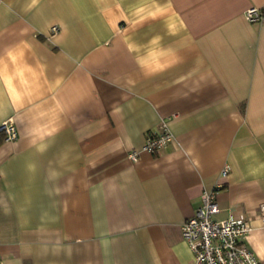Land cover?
<instances>
[{"label": "crops", "instance_id": "obj_1", "mask_svg": "<svg viewBox=\"0 0 264 264\" xmlns=\"http://www.w3.org/2000/svg\"><path fill=\"white\" fill-rule=\"evenodd\" d=\"M252 8L264 16V0H0V125L17 132L0 144L1 264H194L182 226L218 187L216 219H248L264 264Z\"/></svg>", "mask_w": 264, "mask_h": 264}, {"label": "built area", "instance_id": "obj_2", "mask_svg": "<svg viewBox=\"0 0 264 264\" xmlns=\"http://www.w3.org/2000/svg\"><path fill=\"white\" fill-rule=\"evenodd\" d=\"M246 19L250 23H262L264 16L261 10L252 8L246 12ZM52 30L54 33L58 31L57 27ZM0 133L5 135L6 142L17 138L12 121L2 123ZM172 140V133L163 123L158 133L147 135L144 151L158 155ZM130 157L137 161L138 154L132 152ZM228 173L229 167H226L222 177H227ZM220 188L204 192L202 205L182 226L183 240L193 253L194 264H261L246 243V238L252 231L248 219L235 215L227 220L216 219L221 211L217 200ZM259 210L264 221V203L260 205Z\"/></svg>", "mask_w": 264, "mask_h": 264}, {"label": "trees", "instance_id": "obj_3", "mask_svg": "<svg viewBox=\"0 0 264 264\" xmlns=\"http://www.w3.org/2000/svg\"><path fill=\"white\" fill-rule=\"evenodd\" d=\"M5 141V135L3 133H0V144Z\"/></svg>", "mask_w": 264, "mask_h": 264}]
</instances>
